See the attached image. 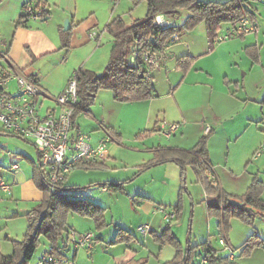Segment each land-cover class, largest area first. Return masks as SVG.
<instances>
[{
	"label": "rangeland",
	"instance_id": "374dc122",
	"mask_svg": "<svg viewBox=\"0 0 264 264\" xmlns=\"http://www.w3.org/2000/svg\"><path fill=\"white\" fill-rule=\"evenodd\" d=\"M130 1L131 4L129 6H122L121 8L122 11H126L127 13L125 14L126 19H124L126 24H131L134 21V17H145L148 12L147 0ZM246 6L250 8L248 2ZM184 14L186 15L185 11L172 21L181 25L185 18ZM28 22L23 19L22 23L26 25ZM226 24L227 22H224L219 31L225 30ZM263 26L264 23H260V27ZM105 27L103 25H99L98 28L96 27L94 31L95 35L96 33L97 35L93 37L100 44V49H98L97 53H99L100 58H103L100 63L101 65H105L106 61L110 59L112 42V37ZM205 30L204 24L198 25L195 29L183 33L180 40L170 46L172 50L169 48V51L173 52L175 50L177 54H173L172 59H169V53L165 64L153 71L154 78L151 86L157 91V94L153 92V99L143 103L145 105L132 101H115L114 98L111 99L109 93L106 95H104L105 93H101L102 91L112 92L111 90L105 88L99 90L90 107L96 104L97 98V103L102 101L101 104L93 107L92 111L101 116V118L98 116V120L105 117L104 121L107 124L105 128L103 126L100 127L102 130L101 134L103 133L105 134L104 137L110 138L106 163L98 168L76 167L65 177L64 182L67 185L82 186V188L70 191L71 197L81 198L85 195L83 192L85 190L83 188L84 185L97 181L91 186L93 187V195H99L104 200V203H109L111 210L114 211L115 215H118V218L125 216L127 219H130L131 213L129 212L131 210L129 211V207L125 203L126 201L114 202V199L110 198V194L116 191L112 190L111 185H107L109 189L111 188V191L109 190L110 193L102 192L101 184H105L104 182L111 184L115 183V180L121 179V181L125 182L124 187L128 188L127 191L131 192L132 197L135 193L151 189L155 194H158L157 197L160 199L158 200L160 203L156 202L155 204L165 208L167 213H174L175 216L169 224L184 250L188 244L195 245L207 240L212 242L215 249H219L221 253H224L225 250L222 249L223 246L220 244V238L222 237L219 225L220 217L214 211L209 212L204 186L201 182L197 181L193 168L187 166L185 177H183L182 181H178L177 177L169 174L165 165L151 166L142 171L140 169L142 164L149 162L154 157V148L178 140L181 143L189 144L191 136L199 133L200 122L204 119L207 121L206 125L211 126L212 124L219 133L213 149L216 161H220L217 173L222 175V171L225 172L224 163L227 161L226 165L228 169L233 170L236 175L249 176L245 169L250 163L252 156L257 154L264 141L263 72L259 69H257L258 71L250 70L249 57L240 50L235 52L236 60L241 63V67L234 70L235 75L240 77L238 78L240 80L237 84L233 83V86L230 88L232 93L230 94L235 95L236 99L232 100L231 105H227L225 98H222L223 101L218 103V105L221 106L220 111L223 114L218 115L219 119L215 120L209 107L215 102L214 98L216 94L211 96L210 91L211 87L215 89L218 95L217 102L219 101V96L223 93L229 95L230 89L227 88L228 85H225L223 80L226 74L234 73L230 69V64L233 62L230 61L232 59L230 52L227 51V43L231 42L235 37L221 42L214 41V48L210 50V39ZM186 40L189 41V44L194 41V46H197V49L192 51L195 53L200 52L199 54L201 55V60L189 76L181 68L177 66L172 67L176 56L185 51L183 49L187 47ZM218 46L221 47L217 52L214 54L209 53L214 51ZM240 59L243 61H240ZM244 61L248 62L247 65L243 63ZM198 68L207 69L211 74ZM246 70L248 71L247 75L243 74V71ZM207 77L211 78L209 81L210 87H206L205 84ZM10 90L13 93L17 92L18 84L16 81H12ZM112 100L116 104L114 107L110 105ZM52 103L54 107L57 106L55 102L52 101ZM214 105L217 104L214 103ZM181 110H184L187 114L186 120L182 118ZM204 116L208 118H203ZM77 120L76 129L82 130L87 135L91 134L89 140L94 144L96 137L101 135L98 130L94 129L98 120L90 115L87 117L82 114L79 115ZM108 123L115 127V129L109 127ZM172 123L181 124V129L171 137L162 135L159 128L163 126H167L168 128ZM106 129L109 130L107 131ZM115 131L120 135L115 136ZM181 132H184V137L181 135ZM234 133L237 134L233 139L230 142H226L227 138L224 135ZM7 153L14 156L15 160L21 164V168L30 169L32 164L22 154H33L36 156L37 150L34 141L30 138L0 132L1 170L8 167L10 163ZM260 158V160H264V154ZM9 177L8 179L12 182V174ZM241 180L244 181L245 179ZM230 184L234 185V188H231L234 192H240V189L244 187V184L240 181L231 182ZM248 187L244 193L247 192ZM120 192L129 199L130 206H132V198L130 199V196H127L126 191ZM236 195H242V193ZM33 207L31 202L10 195H7L3 201H0L1 253H12V241L23 239L30 219L29 213L33 211ZM74 212L70 213V218H72L73 214L76 217L80 216L77 212ZM109 215H112L110 211ZM258 220L259 218L256 224H258ZM70 221L73 220L69 219L68 224ZM234 231L237 232V229ZM261 231L262 236L264 232L263 230ZM233 248L236 257L242 256L240 246H234ZM175 249L177 251V247ZM42 250L43 248H38L34 256L27 262H32L41 254ZM197 259L200 261L201 256H198ZM246 263L264 264L261 260L259 262Z\"/></svg>",
	"mask_w": 264,
	"mask_h": 264
},
{
	"label": "crops",
	"instance_id": "0c3cea01",
	"mask_svg": "<svg viewBox=\"0 0 264 264\" xmlns=\"http://www.w3.org/2000/svg\"><path fill=\"white\" fill-rule=\"evenodd\" d=\"M36 1L38 0L0 1V73H9L11 71H14L15 69H18L28 77L35 76L36 80L38 81L37 83L43 91V94H41L39 97V111L41 113H44L49 109H58V105L54 107L52 101L57 104L55 100L56 96L64 92L68 81L77 69L84 66L82 68H88L96 72L103 71L108 61H106L105 65L100 64L103 58H100L99 53H97L98 49H100V44L93 38L97 35V33L95 35L94 30H96L95 28H98L99 25H103V27L107 26L115 17L121 16L126 19L125 14L127 13L126 11H122L121 8L122 6H129L131 4V1L42 0L46 5V13L42 17H39L37 19H30L28 17L24 18V4L30 2L36 3ZM248 4L250 6V9L253 11L254 18L257 20V22L259 23L260 21V23H264V0H249ZM140 18L142 17H134L133 19L135 21L136 19ZM23 19H25V21L27 22L30 20L31 23H29V21L28 24L25 25L22 23ZM66 19L70 20V27L67 30H65L63 26ZM260 23L259 31L257 33H249L244 36L235 37L231 42L227 43V51L230 52V57L232 59L230 61L233 62L232 64H230V69L232 70V72H234L226 74L223 80L224 84L228 85L227 88L229 89L233 86V83L237 84L240 80L238 79L240 77H237L235 75L234 70L241 67V63H239L236 60L237 57H235V52H238L239 50L249 57V69L261 70L264 77V26L260 27ZM64 31L70 32V45L68 47L64 46ZM186 44L187 47L184 46L185 49L180 47L185 51L176 56L175 62L172 67L177 66V60L180 56L189 55L193 58L191 67L187 70V72H185V74L187 73V75L189 76L194 67L197 66V63L201 60V55L199 54L200 52L195 53L192 51L197 49V46H194V41L189 44V41L186 40ZM253 46L259 47V62H254L247 50V48L249 49ZM220 47L221 46H218L214 51L209 53L214 54L219 50ZM170 50L172 49L170 48ZM169 53V59H172L171 57H173V54H177L175 50H173V52L169 51ZM240 61L243 60L240 59ZM245 61L243 63L247 65L248 62ZM198 69L211 74L207 69ZM243 74L247 75L248 71H243ZM210 79V77L206 78V87H210ZM153 92L154 94H157V91L154 88ZM101 93H105L104 95L109 93V95H111V99L114 98V100L117 101L114 97L113 92L102 91ZM230 93H232L231 89L229 90V95L225 93L220 95L219 101L217 102L218 95L215 89L211 87L210 95L213 96L214 94H216L214 103H216L217 105H214L213 103L209 108L215 120L219 119L218 115L222 113L220 111L221 106L218 105V103H221L223 101L222 98H225L227 105H231L232 100L236 99V96ZM152 99L153 97H150L132 102H137L140 105H145L143 103L151 101ZM97 101L98 98L96 100V104L92 107H89L87 110L77 111L74 124L75 130H77V118L80 114L86 115L87 117L90 115L96 120H98L97 118L99 117L101 118L99 114L97 115L95 111H92L93 107L101 104L102 102L99 101L97 103ZM110 105L114 107L116 104L112 100ZM181 113L182 118L184 119L187 114L184 110H181ZM104 118L98 120L96 127H94V129L99 131V134H101L102 132L100 127L103 126L105 128L107 126ZM203 118L208 117L204 116ZM206 122L207 121L204 119L202 122H200L201 126L199 128V133H197L195 136H191L192 138L190 139L189 144L181 143L178 140L172 141V143H167L164 146L190 149L197 143V141L201 136L204 135V133H207L206 128L207 126H209L212 129L208 137V158L212 165L210 177L211 179L217 181V184L220 185L222 191H226L234 195L241 193L244 194V191L255 176H257L264 183V160H260V157L262 155L259 156L256 154L250 159V163L245 169L249 174L248 177L246 175L244 177V175L241 174L236 175L233 170L228 169L226 165L227 161L224 163L225 172L222 171V175H219L217 173V169L220 166V161H216L213 149L215 140L217 139L219 133L211 123L210 126L206 125ZM0 127V132L11 135L13 134L3 131L1 124ZM109 127L115 129V127H113L111 124H109ZM181 127L182 126H180L179 129H181ZM74 129L72 130V137H76L78 134L83 133L82 130L75 131ZM237 133L224 135V137L227 138L226 142H230ZM183 134L184 132H181V135L184 137L185 134ZM116 135L118 136L120 134L115 131V136ZM88 136L89 138H91V134H88ZM104 136L105 134L103 133L97 136L94 140V145L97 144L98 141ZM155 149L156 148L153 149L154 154ZM7 156H9L10 158V163L8 164V167L5 168L6 170L0 169V178L4 179L10 185V190L0 189V201H3L4 198L7 197V195H10L15 198L17 197L25 201H29L35 207L44 198V190L40 186V183L43 179L41 173H43L44 169L40 164V155L38 150L36 156H34L33 154H22V156H24V158L27 159L30 164H32V167L30 169L25 167L21 168V164L15 160L12 154L7 153ZM96 162L98 163L96 167L89 168H98L99 166L104 165L106 163V158L98 160ZM14 163H19L20 165V169L17 172L12 169V165ZM157 165H165L169 174L177 177L178 181L183 180L181 168L175 162H165ZM153 166L156 165H152V167ZM10 174H12V182H10V180L8 179ZM241 179L245 180L242 181ZM236 181H240L244 184V187L240 189V192H234L232 191L233 189H231L234 188V185L230 183ZM95 182H89L88 184L84 185L83 188H85V190H83V192L85 195H83V197L81 198L91 200L99 204L101 207L105 208L104 214L102 216L103 221L100 224L101 228H98V224L92 216L83 215L75 211L80 216L76 217L75 214H73L72 218H70L69 215L74 210H71L68 213L67 217L69 218L67 219L66 217L67 225L65 227V230L63 231V234L60 236L57 242V253L59 256L64 257L70 261L67 264H165L166 262L172 261L176 257L177 251L175 249V244H172L169 241L162 242L157 240L156 238V236H159L162 233L163 229L166 226H169V223L173 218L172 217L170 220H168L166 218V210L162 211L160 209L162 208V206L155 204L156 202H158V200H160L159 197H157L158 194H155L150 189L135 193L132 197L131 192L127 191L128 188L126 189V187H124V191H126V193L128 194L127 196H130V199L132 198V206H130L129 199L120 191L115 190L116 192L110 194V198L114 199V202L126 201L125 203L128 205L129 211L131 210V212H129L131 213L130 219L125 218V216L118 218V215H115L114 211L111 210L109 203H104V200L100 198L99 195H93V187L91 186L95 184ZM114 182L116 184H125V182L121 181V179H117ZM126 182L129 183L128 181ZM64 186L71 187L78 185H67L64 182ZM109 190L111 191L108 186H102V192H109ZM262 197L264 199V190L262 193ZM109 211L112 213V215H109ZM256 217L257 219L259 218L258 224H256ZM69 219H72L73 221H70V223L68 224ZM30 221L31 218L28 221L27 229L31 223ZM113 224H115V226H113ZM143 224H148L150 226V230L147 233H143L138 230V227ZM220 228L222 231L221 238L226 239L227 243L232 248L234 246H241L252 233H256L261 239H263V243L259 246H256L252 250L250 255H242L239 257H236L235 255V258L232 259L233 262H241L242 264H248L246 262H259L260 260L261 262H264V233L261 236V230H263L264 232V215H262V213L257 212L252 223L245 222L241 218L233 216L229 218L226 226L222 225ZM235 229H237V232L234 231ZM71 230L76 231L77 233H84L88 231L95 232L97 236L95 245L90 249L85 247L75 249L74 247L70 246L71 241L68 235L69 231ZM119 230H121V233L119 232ZM171 232L179 242L181 249L184 250L181 242L174 234L172 227ZM210 243L213 246L212 242ZM40 247L43 248L40 255H38L32 262H24L22 264H36L39 257L51 247V244L46 238L42 237ZM222 249L225 250L224 253H221L219 249L216 250L219 254L228 256L229 249L225 248L224 246L222 247ZM12 253L2 254L5 256H10L12 255Z\"/></svg>",
	"mask_w": 264,
	"mask_h": 264
},
{
	"label": "trees",
	"instance_id": "16d2710c",
	"mask_svg": "<svg viewBox=\"0 0 264 264\" xmlns=\"http://www.w3.org/2000/svg\"><path fill=\"white\" fill-rule=\"evenodd\" d=\"M248 1L147 0L148 12L145 17L136 19L131 24H126L121 16L115 17L105 27L113 41L110 59L103 71L96 72L88 68L76 70L79 100L77 109L73 114L74 124L77 111L87 110L94 102L99 90L103 88L111 90L115 99L119 101H136L153 96L151 86L154 78L153 72H147L146 66L140 58L136 62L131 58V45L137 36L144 44L148 43L149 47L162 49L166 43L171 46L180 40V38L178 40L173 38L175 34L181 37L183 33L191 31L204 23L207 36L210 39V50H212L218 31L224 22H227V24L236 22L245 15L254 18L253 11L246 6ZM35 5L42 8L44 14L46 13V5L42 0L36 1ZM184 11L186 15L184 14L185 18L181 25H178L175 21L166 26H158L154 23L155 15L158 13H162L173 20L182 15ZM63 40L64 46L68 47L70 45L69 31L63 32ZM247 50L254 62H259V47L253 46L247 48ZM177 61V67L187 72L193 63V58L189 55H183ZM29 78L36 83L38 82L35 76H29ZM211 130L210 128L206 134L201 136L190 149L166 146L156 148L154 158L142 164L140 169L142 171L152 165L175 162L181 168L182 177H185L186 168L190 165L196 174L197 181L204 186L209 212L214 211L220 217V227L222 225L226 226L229 218L233 216L252 223L257 212L264 215V199L262 197L264 183L255 176L247 192L242 195L222 191L217 181L210 177L212 165L208 158L207 145ZM97 165V162L89 161L81 166L89 168ZM41 175L43 179L42 182L40 181V186L44 190V198L30 213L31 223L23 239L13 240L14 250L12 255L5 256L0 252V264H22L29 261L41 244L42 237L46 238L50 242L53 251L57 252V242L65 230L66 217L71 210L92 216L96 220L98 228H101L100 224L103 221L102 216L105 208L88 199L71 197L70 191L82 187H66L63 180L51 192L46 173L43 171ZM101 185H111L112 190H124V183H105ZM156 238L162 242L169 241L177 247L176 257L165 264H199L198 256L206 257L208 259L206 264H238L230 260L228 256L219 254L207 240L195 245L189 244L185 250H182L176 237L171 232L170 224ZM262 243L263 239L256 233H252L240 246L241 255H250L252 250Z\"/></svg>",
	"mask_w": 264,
	"mask_h": 264
},
{
	"label": "built area",
	"instance_id": "2783aa9c",
	"mask_svg": "<svg viewBox=\"0 0 264 264\" xmlns=\"http://www.w3.org/2000/svg\"><path fill=\"white\" fill-rule=\"evenodd\" d=\"M44 15L42 8L35 3H26L23 6V16L30 19H37ZM173 21L162 13L155 15L154 23L158 26H166ZM259 24L251 16H242L238 21L226 24L225 30L218 31L215 41L221 42L233 37L244 36L249 33H257ZM178 40L179 35L173 36ZM170 44V43H169ZM150 45L144 44L137 36L131 45V58L137 61L139 58L145 64L148 73H152L165 64L169 56L170 45L166 43L162 49H153ZM12 81L18 84L17 92L10 90ZM43 91L38 83L31 80L22 71L15 69L9 73H0V124L3 131L13 133L23 138H30L34 141L40 155V164L47 175L48 182L53 192L60 181L76 167L85 162H96L105 159L108 154L109 137L101 138L97 144H92L87 134L80 133L72 137L74 129L73 114L77 109L79 100L77 92L76 71L71 76L64 92L56 96L58 109H49L44 113L39 111V97ZM181 124L172 123L161 127V134L171 137L175 134ZM210 130L207 126L206 132ZM264 154V141L257 152V155ZM14 171L20 169L19 163L12 165ZM0 189L10 190V185L0 178ZM165 211V208H160ZM42 216V215H41ZM174 213H167L166 218L170 220ZM138 230L147 233L150 230L148 224L138 227ZM70 246L75 249L82 247L92 248L97 240L95 232L88 231L77 233L69 231ZM220 244L229 249L228 258H235L234 249L229 246L226 239L221 238ZM68 259L61 257L50 247L43 253L36 264H67ZM208 259L201 257L199 264H206Z\"/></svg>",
	"mask_w": 264,
	"mask_h": 264
},
{
	"label": "water",
	"instance_id": "95a60500",
	"mask_svg": "<svg viewBox=\"0 0 264 264\" xmlns=\"http://www.w3.org/2000/svg\"><path fill=\"white\" fill-rule=\"evenodd\" d=\"M70 27V20L66 19L65 20V25H64V29L67 30Z\"/></svg>",
	"mask_w": 264,
	"mask_h": 264
}]
</instances>
